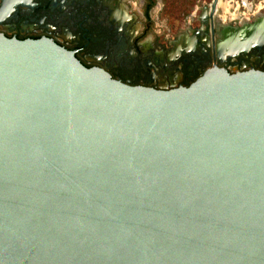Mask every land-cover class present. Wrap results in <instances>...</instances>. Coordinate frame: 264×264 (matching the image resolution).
I'll return each instance as SVG.
<instances>
[{"label": "water", "instance_id": "1", "mask_svg": "<svg viewBox=\"0 0 264 264\" xmlns=\"http://www.w3.org/2000/svg\"><path fill=\"white\" fill-rule=\"evenodd\" d=\"M0 264H264V70L158 89L0 33Z\"/></svg>", "mask_w": 264, "mask_h": 264}, {"label": "flooded vegetation", "instance_id": "2", "mask_svg": "<svg viewBox=\"0 0 264 264\" xmlns=\"http://www.w3.org/2000/svg\"><path fill=\"white\" fill-rule=\"evenodd\" d=\"M142 0H140L141 3ZM143 14L146 21L148 14ZM264 1V0H263ZM128 0H0V33L18 39L49 37L88 67L121 81L158 89L187 85L213 66L229 72L264 70V4L235 25L201 19L169 46L139 27ZM213 4L217 6V3ZM248 7V4L246 5ZM211 16V15H210ZM239 18L236 16V19Z\"/></svg>", "mask_w": 264, "mask_h": 264}, {"label": "rangeland", "instance_id": "3", "mask_svg": "<svg viewBox=\"0 0 264 264\" xmlns=\"http://www.w3.org/2000/svg\"><path fill=\"white\" fill-rule=\"evenodd\" d=\"M129 9L137 18L138 26H150L158 42L170 45L179 35L197 29L204 21L214 23L218 28L222 24L235 25L241 17L253 16L263 6V0H221L227 3V11L213 4V0H155V7L149 11L150 22L144 17L145 1L128 0ZM248 4V7L246 6ZM211 15V16H210ZM236 16L239 18L236 19Z\"/></svg>", "mask_w": 264, "mask_h": 264}, {"label": "trees", "instance_id": "4", "mask_svg": "<svg viewBox=\"0 0 264 264\" xmlns=\"http://www.w3.org/2000/svg\"><path fill=\"white\" fill-rule=\"evenodd\" d=\"M147 2H146V5H145V13H146V15L148 14V11H149V9H151L152 7H153V5H154V3H155V0H146ZM149 22H150V20H148ZM149 27L150 26H148L147 27V29H146V31L143 33V35H145L146 33H147V31L149 30ZM85 65V64H84ZM86 67H88L87 65H85ZM192 81H194V79L192 80ZM191 81V82H192ZM188 85V84H187Z\"/></svg>", "mask_w": 264, "mask_h": 264}, {"label": "bare ground", "instance_id": "5", "mask_svg": "<svg viewBox=\"0 0 264 264\" xmlns=\"http://www.w3.org/2000/svg\"><path fill=\"white\" fill-rule=\"evenodd\" d=\"M215 3H217V7L218 8L221 7L222 9H224V11H227V6H228L227 3H225V2H223L221 0H217Z\"/></svg>", "mask_w": 264, "mask_h": 264}]
</instances>
